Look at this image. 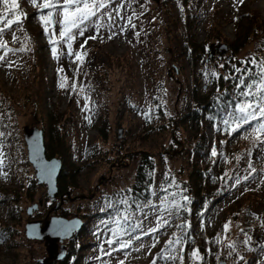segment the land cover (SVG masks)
<instances>
[{
	"label": "rangeland",
	"instance_id": "rangeland-1",
	"mask_svg": "<svg viewBox=\"0 0 264 264\" xmlns=\"http://www.w3.org/2000/svg\"><path fill=\"white\" fill-rule=\"evenodd\" d=\"M106 2L107 7L101 10L103 14L92 18L83 36L73 30L72 55L59 61L57 53L54 58L51 50H43L45 70L34 66L35 45L33 38L23 34L25 10L20 0L17 9L22 14L20 22L0 35V42L9 49L0 48V57H4L0 59V118L10 122L0 135V264H43L47 258L44 243L28 240L24 226L29 220L51 217H78L83 222L82 228L63 243V259L72 252L69 264H153V261L180 264L179 259L169 258L176 254L183 256V264H218L221 260L225 264H243L251 255L253 259L248 264H264V133L255 131L262 121L238 131L229 141L234 147L254 140L255 148L252 156L248 158L244 153L240 162L230 167L229 175L233 174L235 180L232 190L216 203L213 215L197 223L195 238L202 242L201 249L192 237L186 244L188 238L181 234L183 227H177L188 204L183 188L191 171L189 150L199 137L196 127L182 124L192 110L191 94L198 87L209 91L211 78L225 76L235 68V63L248 64V60L263 56L264 51H259L264 38L260 31L247 38L237 55H232L227 44L243 35L250 17L264 19V0ZM22 3L27 10L39 11L33 23L42 25L40 16L49 11L34 6L30 0ZM52 19L60 21L63 16L58 11ZM188 27L191 32L187 31ZM60 30L58 27V35ZM48 34L53 35L50 30ZM189 35L198 43H205L204 51L193 60L184 50ZM90 36L96 39H88ZM122 36H126L125 42L119 40ZM221 46L227 48L222 55ZM77 52L81 53L80 60L76 59ZM61 66L73 77L75 87L69 86V76L63 78V73L58 71ZM39 74L43 81L38 83L40 93L44 96L47 92L51 98L47 110L57 109L63 117L61 126L69 150L68 158L61 163L76 171L75 186L52 201L47 197L45 185L36 182L22 132L24 126L41 130L45 124L46 110L43 102L35 97ZM98 121L107 123L106 139L98 133ZM212 122L202 127L210 145L216 142ZM143 154L153 159L155 170L152 197L138 204L131 189ZM163 188L174 193L175 202L180 205L171 208V216L165 213L170 226L151 235L137 230L131 236H113L112 230L117 227L116 209L124 212L125 205L119 203L124 199L129 202L128 212L133 214V223L144 220V213H149L151 224L144 221V227L155 225L153 210L147 205L149 202L161 204L158 197L165 195ZM41 200L38 210L28 217L26 209ZM172 200L169 196V201ZM110 202L114 207H106ZM237 203H241L242 209L247 205L251 209L249 228L238 213L240 210L237 217L232 215ZM137 205L145 207L140 209ZM226 223L227 231L224 230ZM177 237H183L182 243L169 252L168 241ZM108 240L116 242L109 245ZM120 241L128 246L121 248ZM229 244L234 245V251ZM193 250H198L201 259L192 258ZM204 251L206 262L201 256Z\"/></svg>",
	"mask_w": 264,
	"mask_h": 264
},
{
	"label": "trees",
	"instance_id": "trees-1",
	"mask_svg": "<svg viewBox=\"0 0 264 264\" xmlns=\"http://www.w3.org/2000/svg\"><path fill=\"white\" fill-rule=\"evenodd\" d=\"M20 2L25 10V21L22 24L23 34L26 33L29 38H33L35 45V49H33V57L35 61L36 59L38 61V63L36 61L34 65L35 68L43 69L42 61L46 68V60L43 50H51L55 47L57 50L56 58L59 61L68 57V43L62 40L58 35L57 29L60 25H58V23L49 24V30L53 33L51 37L55 40V43L51 44L49 42L50 34L45 33L44 26L35 25L33 23L34 16H36L39 11L27 10L26 4L22 3V0H20ZM56 3L60 4V0H56ZM47 10L57 13L59 8H48ZM187 31L191 32V28L188 27ZM256 31H260L264 37V19H255L252 16L249 18L248 26L245 28L243 35L238 36L235 40L227 44L232 55H237L239 50L246 43L247 38L254 35L253 33ZM43 39L46 41H43ZM197 43V40L195 37H192V35H189V37L186 38L184 50L192 60L196 59V56L204 51L205 43ZM259 51H264V38H261V47ZM247 63L248 64L237 62L235 63V68L225 76L220 74L217 78L212 77V86L209 91H207L208 88L205 89L204 87H198L196 91L191 94L192 110L188 111L185 116L186 120L184 119L182 122L183 125L188 124V126L196 127L199 137L193 141L192 148L189 150L191 153L192 164L191 171L187 176L188 182H184L183 188L186 192V200L188 201V204L185 212L181 213L183 219L180 225L183 226L184 229V232H181V234L184 233L187 236L188 240L185 241L186 244L192 237V240H196V244L199 245L200 249L202 242L195 238V227L197 223L201 219H205L211 213L213 215L216 203L223 198L224 194H228L229 190H232V184H235V180L233 179V174L229 175L230 167L240 162L244 153L248 158L249 156H252V152L255 148L254 140H247V145L244 143H237L234 147L230 146L229 141L236 136L238 131L243 130L245 127L260 121L264 122V120H261L259 116H257V119L250 120L246 124L238 125L234 119V114L236 116L239 115V113L236 112L237 104L244 102H252L254 104L259 103L258 100H254L252 97H244L240 95L242 91H248L249 89L244 85H241L240 87H237L236 85L239 84L238 77L244 79L247 83H252V80L249 79V77L252 76L253 79L256 80V83L260 82L259 76L261 73V67L264 66V54L259 59L256 58L253 61L248 60ZM61 69H63V71H61V73H63V78L68 77L69 73L65 68L61 66ZM237 69H240V71L238 72ZM253 73H255V76H253ZM67 79L69 86H73V77L69 76ZM36 81V100L42 101L44 109L46 110L45 124L43 129H41L44 138L46 157H58L61 161H65V159L68 158L69 148L66 144L64 131L61 126L63 119L62 114L57 109L51 108V110H47V102L48 99L51 100V98H49L50 96L47 92H44V96H42L38 87V83L40 84L43 82L42 74L36 75ZM43 90L46 91V89ZM252 91L255 92V87H253ZM38 104L39 103H37V105ZM211 121L215 124L214 132L216 134V142L213 145H210L209 141L206 139L204 129L202 128L204 125H208ZM225 121H228V123L226 124ZM7 123L10 122L0 118V131L2 134L6 131V126H8ZM96 128L101 138L106 139V121H98ZM233 128H238V131L233 132ZM214 152L215 155L213 154ZM154 168L153 159L149 155L143 154L137 163L134 184L131 189V194H133L134 200H136L138 204L152 197ZM75 172L76 171L72 169V166H68L67 168L64 163L62 164L57 180L59 195L64 194L70 186H75ZM1 202L3 201L1 200ZM248 207L249 205L242 209L243 206L241 203H237L236 207L232 210V215L237 217V212L240 210L238 213L243 216L244 220H246L245 226H248L249 228L252 223V215L251 209ZM133 209H135V207ZM211 245L212 244H209L208 248H211ZM213 253L214 252H212L210 257H212ZM71 255L72 252H68L67 257L60 261V264H69V260L72 258ZM201 256L203 257V261H205L204 259L207 258L206 251H204ZM252 259V255L248 258L246 257L243 264H248ZM209 264L213 263L209 262Z\"/></svg>",
	"mask_w": 264,
	"mask_h": 264
},
{
	"label": "snow or ice",
	"instance_id": "snow-or-ice-1",
	"mask_svg": "<svg viewBox=\"0 0 264 264\" xmlns=\"http://www.w3.org/2000/svg\"><path fill=\"white\" fill-rule=\"evenodd\" d=\"M30 2L40 8L48 9V8H59V13L62 14L63 19L60 21H55L52 19L53 12L49 11L46 15H41L40 20L42 25L44 26V31L47 34L49 32L48 25L52 23H58L60 25V32L59 36L62 40L68 43L69 48V55H72L71 52V41L75 38V34L73 30H77L79 35L83 36L84 32L88 26L89 22H92V18L95 17L98 13L101 15L102 9H105L107 7L106 0H63L62 4H57L54 2V0H43V3H37V0H30ZM240 2H243V0H240ZM0 4L3 5V12L0 13V35H2L5 31V29L11 28V26L14 23H19L21 19L20 13L17 12V9L19 8L18 0H0ZM118 14V13H117ZM10 16L15 17V19L9 18ZM99 27V25H98ZM111 38V37H109ZM17 38L13 34V41H15ZM88 39H96V36H90ZM49 42L51 44L55 43V40L50 36ZM85 43H87V40H85ZM84 45H81V48H83ZM0 48L7 49V45L5 43L0 42ZM24 49H21L23 51ZM53 56L55 58L56 56V48L53 47L51 49ZM86 55V53H84ZM76 59H81V53L77 52L75 53ZM0 59H4V57H0ZM58 71H63V69H59ZM239 72L240 69H237ZM253 76H255V73H253ZM239 84L236 85L237 87H240L241 85H244L248 91H242L240 95L244 97H252L254 100H258L259 103H252V102H244L239 103L236 105V112L239 113L238 116L234 114V119L237 122L238 125L240 124H246L250 120L257 119V112L259 114V118L261 120H264V66L261 67V73L259 76V83H256V80L253 79L252 76L249 77L250 80H252V83H247L244 79L239 78ZM62 88L65 87V85L62 83L60 85ZM75 87V85H73ZM253 87H255V92L252 91ZM227 124L228 121H225ZM233 132L238 131V128H233ZM257 133H264V123H260L258 127L255 129ZM0 135H3L0 133ZM259 139V137H257ZM215 155V152L213 153ZM162 191L165 193L164 196L158 197L160 199L161 204L159 206L152 204L151 202L148 203V207H150L153 210V218L155 219V225L145 229L144 227V221H148L149 224H151V220L149 219V213H144V220L140 221L139 223H133L132 222V213L128 212V206L129 202L124 199L119 201V203H122L125 205L124 212H120L119 209H116V219L114 220V223L117 225L115 229L112 230L113 236L116 238H119L120 236H123L125 234H128L131 236L132 232H136L137 230H140L145 235H151L153 233H157L160 231L161 228L165 226H170V221L167 216H165V213L168 214V216H171L173 213L171 211V208L174 206L175 208H179L180 205L175 202V194L174 193H168L167 188H163ZM169 196L173 197V200L169 201ZM185 199H187L185 197ZM133 204H135V201H132ZM106 207H114L111 202L106 205ZM145 207V205H137V208L142 209ZM121 221H123V225H127V228H125ZM178 228H182L183 226L177 225ZM229 228V225L226 223L224 225V230L227 231ZM139 239L140 237H136ZM183 241V237H177L174 240H169L166 248L169 250V252H172V250L175 248L176 245L181 244ZM116 240H108L107 243L109 245L115 243ZM219 242V240L217 241ZM247 243V241H245ZM128 244L126 242L120 241V247L126 248ZM155 246V245H153ZM229 248H232L233 251L234 245L229 244ZM139 250V249H137ZM182 251V249H181ZM191 256L194 260H199L201 257L199 256L198 250H193L191 252ZM172 260L179 259L180 264H183V256L182 255H170L169 257ZM219 258V257H218ZM123 264V262H121ZM153 264H156L155 261H153Z\"/></svg>",
	"mask_w": 264,
	"mask_h": 264
},
{
	"label": "water",
	"instance_id": "water-1",
	"mask_svg": "<svg viewBox=\"0 0 264 264\" xmlns=\"http://www.w3.org/2000/svg\"><path fill=\"white\" fill-rule=\"evenodd\" d=\"M221 55L227 52L225 46L219 48ZM23 141L26 146L27 160L35 171L37 184L45 185L47 197L52 201L59 196L57 180L62 168L58 158H47L45 154L44 138L41 130L37 128L23 127ZM122 130L118 131V139ZM85 197H81L84 199ZM42 200L26 209L28 217H32L34 211L41 206ZM80 218L65 219L51 217L43 220H29L25 223L24 233L28 240L42 241L44 243L47 258L43 264H52L65 257L63 243L82 228ZM218 264H225L222 260Z\"/></svg>",
	"mask_w": 264,
	"mask_h": 264
},
{
	"label": "bare ground",
	"instance_id": "bare-ground-1",
	"mask_svg": "<svg viewBox=\"0 0 264 264\" xmlns=\"http://www.w3.org/2000/svg\"><path fill=\"white\" fill-rule=\"evenodd\" d=\"M118 16H119V15H118ZM118 18H119V17H118ZM119 40H122L123 42H125V41H126V36H122V37H120Z\"/></svg>",
	"mask_w": 264,
	"mask_h": 264
}]
</instances>
